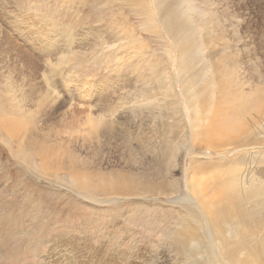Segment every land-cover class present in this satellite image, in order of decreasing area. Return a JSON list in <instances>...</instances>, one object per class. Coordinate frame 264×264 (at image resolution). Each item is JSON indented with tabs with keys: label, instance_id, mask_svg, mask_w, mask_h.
<instances>
[{
	"label": "rangeland",
	"instance_id": "1",
	"mask_svg": "<svg viewBox=\"0 0 264 264\" xmlns=\"http://www.w3.org/2000/svg\"><path fill=\"white\" fill-rule=\"evenodd\" d=\"M247 188L264 0H0V264H264Z\"/></svg>",
	"mask_w": 264,
	"mask_h": 264
},
{
	"label": "bare ground",
	"instance_id": "2",
	"mask_svg": "<svg viewBox=\"0 0 264 264\" xmlns=\"http://www.w3.org/2000/svg\"><path fill=\"white\" fill-rule=\"evenodd\" d=\"M167 27H169V22L167 21ZM244 96L242 94H238L236 95L235 97L233 96H230V97H225L222 101H220L217 105H216V112L214 114H216L217 116V121H212L208 127H207V131H205V134L206 135H215V137H219L220 135H222L223 133V130H234L235 128L232 127V125L230 124V120H227V115L225 113V110L224 109L225 107L224 106H229V104H235L234 102H236V105L238 104L239 106V103L238 101H242V98ZM251 98V97H250ZM235 99V100H233ZM219 106V107H218ZM224 107V108H223ZM231 117V116H230ZM185 139V138H184ZM183 139V140H184ZM184 142L181 140V143L176 145L174 147V152H178L179 150H181L180 148H183L182 147V144ZM36 146V145H33V147ZM55 155H57V160L54 159V161L58 162V163H64L62 162L61 160H63L62 158V154L59 155L57 153H55ZM41 158L43 156V152L39 155ZM67 156L69 157V161H70V166L73 167L75 165H78V162H76L74 159H72L68 154ZM162 156L164 158H173V156H170V157H167L166 155L162 154ZM42 168L44 169H48L44 164H41ZM200 178L197 180V183L199 184L201 190H205L208 188L207 185H202L201 182L199 181ZM83 186L85 187H90V183H87V182H83L81 183ZM237 187L239 189L242 188V185L239 183L237 185ZM246 198V200L250 203H253V208H252V212L253 214L255 215L256 218H259L263 212H264V207L257 202V195L255 194L254 190H252L251 188H247V189H242V192H240L239 194H236L234 195V198L232 199V202H236V201H241L243 198ZM244 218V217H243ZM248 226V224H245ZM241 264H245L244 260L241 261Z\"/></svg>",
	"mask_w": 264,
	"mask_h": 264
}]
</instances>
